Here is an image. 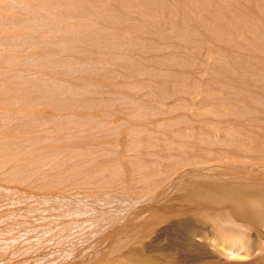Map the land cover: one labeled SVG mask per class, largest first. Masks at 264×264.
Segmentation results:
<instances>
[{"label":"rangeland","instance_id":"obj_1","mask_svg":"<svg viewBox=\"0 0 264 264\" xmlns=\"http://www.w3.org/2000/svg\"><path fill=\"white\" fill-rule=\"evenodd\" d=\"M127 1L0 0V59L26 60L33 80L55 96L38 94L58 113L51 126L60 132V172L66 178L71 174L72 181L70 186L64 180L61 192L69 187L73 201H89L90 210L100 214L99 209L108 216L127 214L138 222L156 217L148 232L129 233L133 245L158 239L186 216L202 226L215 218L230 223L235 215L239 229L250 230L254 220L242 212V201L258 200L264 189V80L260 77L256 88L234 89L215 68L242 56L226 47H262L264 5L235 7L234 17L241 19L233 28L227 0H208L205 6L186 0L178 9L157 4L144 13L163 23L155 35L139 14L123 9ZM138 1L142 7L151 0ZM246 12L250 19L242 18ZM189 18L218 25L222 34L218 40L189 36L174 26ZM165 33L181 36L182 44ZM191 37L184 44L183 38ZM6 79L1 73L0 91L7 90ZM96 164L100 174L94 172ZM87 172L90 179L79 180ZM210 177L217 181L214 194L225 193L222 201L197 204L196 192L207 190L203 186ZM225 189L248 194L236 205ZM260 210L256 215L264 219V207ZM194 242L209 259L194 254L177 264H264V258L250 255L227 260L219 253L223 241L215 247L195 236ZM164 253L155 251L153 264H176L173 251Z\"/></svg>","mask_w":264,"mask_h":264},{"label":"bare ground","instance_id":"obj_2","mask_svg":"<svg viewBox=\"0 0 264 264\" xmlns=\"http://www.w3.org/2000/svg\"><path fill=\"white\" fill-rule=\"evenodd\" d=\"M185 1L151 0L140 7L138 4L142 1L129 0L124 3L123 9L131 14H139L145 25L155 29L153 32L156 35L163 31V23L146 18L148 13L145 15V11L157 4L165 6L160 9H178ZM200 1L204 6L208 2ZM227 1L230 4L225 11L229 14L233 28L239 25L241 19L234 17L235 7L244 4L255 9L258 5H264V0ZM130 6L133 9L131 11L127 10ZM242 18L250 19V15L246 12ZM174 26L186 31L189 36H212L218 40L222 34L218 25L208 24L205 20L180 19ZM165 34L173 43L182 44L181 36ZM183 39L186 40L184 44L193 40L192 37ZM261 43L259 50L252 45L226 47V52L241 53L242 56L232 58L229 65L216 67L215 73L226 75L234 89L240 88L242 84L256 88L257 83L261 82L260 77L264 80V76H261L264 74V36ZM6 45L2 49H6ZM182 57L188 59L190 56ZM11 60L8 57L0 59V74L6 72L7 75L3 83L7 90L0 91V264H153L152 257L157 250L163 253L164 250L173 251L178 259L176 264L193 260L194 254L208 260L209 255L197 249L195 236H201L203 242L215 247L223 241L224 249L219 250V253L227 260L246 255L257 261L264 258V247L262 251L260 249L264 245V223L261 221L264 219L256 215L264 207V189L259 191L258 200L257 197L255 200L249 197L252 201H248L245 197L242 201V212H248L254 220L250 230H240V218L235 215L231 217L230 223L229 220L222 223L220 218H215L204 220L202 226L187 221L189 216H186L170 223L169 229L159 237L161 239L152 238L153 241L138 242L137 245L131 243L129 233L139 229L151 230L157 224L156 217L151 218V221L138 222L134 216L127 214L115 216L111 211V216H108L109 212L104 213L102 209H99L101 214L97 209V213L91 209L95 211L92 214L91 202L73 201L75 198L68 192L69 187L61 192L62 182L69 181L72 186V181L71 174L66 178L60 172L62 164L57 152L60 132L58 126H51L52 120L57 121L58 113L54 107H47L38 94L48 93L50 98L55 96L51 89L47 91L33 80L36 78L31 76L26 60ZM239 76H243L244 82L239 81ZM48 120L50 125L44 126ZM137 166L142 167L139 164ZM102 171L99 167L94 170L99 174ZM90 175V172L84 173L79 180L88 181ZM215 185L217 181L210 177L203 186L207 190L196 192L197 204L222 201L225 193L214 194ZM225 191L235 197L236 205L248 194L245 189L233 192L235 196L229 189ZM194 195L191 196L194 198ZM61 198L69 199L60 201ZM194 208L199 209L198 206ZM236 212L241 214L240 211ZM161 240H166V243ZM189 246L190 249L184 248Z\"/></svg>","mask_w":264,"mask_h":264}]
</instances>
